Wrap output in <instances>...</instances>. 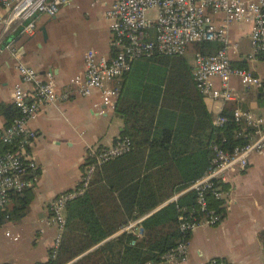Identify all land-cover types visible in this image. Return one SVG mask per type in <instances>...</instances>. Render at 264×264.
I'll return each mask as SVG.
<instances>
[{"label":"built area","instance_id":"built-area-1","mask_svg":"<svg viewBox=\"0 0 264 264\" xmlns=\"http://www.w3.org/2000/svg\"><path fill=\"white\" fill-rule=\"evenodd\" d=\"M71 0H0V54L13 49L14 34L26 38L35 36L37 27L34 18H54L60 9ZM105 20L110 34L111 55L104 56L90 49L84 55V71L69 81L73 94L87 98L94 92L101 97V113L113 110L120 95L118 87L108 83L118 81L131 70L132 64L155 54L184 57L191 45L218 43L221 48L215 54L195 53L193 56V77L200 94L221 103H232L236 92L231 80L237 79L244 89L263 90V82L250 72L232 65V56L238 55L239 46L231 43L228 32L235 24H251L250 47L254 57H264V0H104ZM99 0H95L94 7ZM155 9L157 18L149 21L147 11ZM6 39V44L3 43ZM16 71L23 84L32 87L27 94L16 86L12 94V105L19 116L5 127L0 126V146L8 150L0 155V212L10 205L12 194H19L33 187L36 163L29 148L37 135L29 122L46 105L67 101L72 94L60 92L53 76L47 74L41 79L30 66L21 62ZM232 117L246 129L237 136L248 140L244 146L227 152L219 146L212 147V158L203 176L188 188L175 195L169 203H176L179 196L193 192L196 196V213L185 217L181 210L178 220L182 237L186 239L196 229L220 224L222 216L214 210L208 195L215 201L223 197V185L230 175L244 171L253 154L264 150V116L235 108ZM228 119L219 114L213 116L212 125L220 128ZM132 149L128 139H117L109 147H90L83 159V171L79 183L70 191L56 196L48 204L49 223L55 225L58 234L52 245L55 257L65 227L66 205L85 195L97 169L105 163L128 154ZM48 223V225H49ZM141 219L130 222L121 229L134 238L132 245L143 237ZM20 240V235L5 226L0 228V240ZM188 241H180L161 257L163 264H187ZM196 264H226L222 259L199 261Z\"/></svg>","mask_w":264,"mask_h":264},{"label":"trees","instance_id":"trees-1","mask_svg":"<svg viewBox=\"0 0 264 264\" xmlns=\"http://www.w3.org/2000/svg\"><path fill=\"white\" fill-rule=\"evenodd\" d=\"M220 48L218 43H198L188 48L187 56L197 52L211 55ZM119 87L114 114L123 121V128L118 139H128L132 149L97 169L85 195L66 205L65 227L55 257L49 250L47 260L35 264L161 263L165 253L190 238L184 239L179 229L181 210L185 217L197 211L193 192L176 203L164 204L204 175L213 146L231 152L248 142L237 136L246 128L233 119V103L226 104L221 114L228 122L213 127V115L196 87L186 56L141 58ZM263 92L264 83L257 98L264 110ZM18 116L12 104L0 103L5 127ZM7 150L0 146V155ZM10 198L7 210L0 212V228L30 213L33 190ZM208 198L211 207L223 215L222 202ZM138 219L143 237L132 245V235L120 231ZM262 239L264 242V234Z\"/></svg>","mask_w":264,"mask_h":264},{"label":"crops","instance_id":"crops-1","mask_svg":"<svg viewBox=\"0 0 264 264\" xmlns=\"http://www.w3.org/2000/svg\"><path fill=\"white\" fill-rule=\"evenodd\" d=\"M71 3L72 1L62 8H66ZM76 9L80 8L76 6ZM34 20L37 27L34 37L26 38L18 34L9 37L14 40L13 49L18 54L17 59L11 51H4L0 54V103L12 104V94L16 86H21L27 94H31L32 87L23 84L16 71L18 62L32 67L41 79L51 74L60 92L70 91L72 93L67 101L42 107L39 114L29 122L31 129L37 135L29 148V153L36 163L35 180L31 188L34 199L30 205L29 214L33 213L35 201L40 198L41 202L37 205L36 215L43 214L40 222L43 223L45 230L55 228L54 236L45 242L46 256L40 261L45 262L47 253L52 249L54 239L58 234L56 226L49 223L48 204L59 194L76 187L82 175L83 159L88 149L96 146H111L122 131L123 121L116 127L111 126L112 118L117 116L114 114V109L101 113V97L98 92H94L87 98L73 94L69 81L72 77L83 73L86 51L79 61L72 62L71 67L56 62L52 64L53 56L50 52L43 50L39 39L42 36L40 29L45 28L47 22H42L41 16L35 17ZM250 32L251 24L231 26L228 32L229 41L239 46L238 55L232 56V65L250 72L264 83V76L248 66L252 60H264L263 56H253L250 47ZM3 43H7L6 39ZM101 55H111L110 44L107 52ZM185 56L188 57L187 54ZM239 62L242 67L236 66ZM189 65L193 73L194 64ZM121 79L108 83L107 86L120 89ZM237 81V79L231 80V87L236 92V100L232 103L236 108L264 116V110L257 102L259 91L255 92L256 97H254L249 93L250 89H244L241 86L244 89L242 91L236 84ZM206 99L207 97H204V102L213 116L222 114L225 105L229 104L210 99L213 103L208 105ZM91 117L99 121V124L92 123ZM0 126H4L1 117ZM77 150L78 152L74 153ZM180 192L175 195H179ZM171 199L164 205H167ZM221 202L223 218L220 224L213 227H200L191 233L188 240L187 264L212 259H222L226 264H264L262 239V234H264V150L250 157L244 171L229 176L228 182L223 185ZM11 223L7 227H10ZM46 236L47 234L42 229L36 230V240H44ZM35 263L38 262L33 264ZM10 264L23 263L12 262Z\"/></svg>","mask_w":264,"mask_h":264},{"label":"rangeland","instance_id":"rangeland-1","mask_svg":"<svg viewBox=\"0 0 264 264\" xmlns=\"http://www.w3.org/2000/svg\"><path fill=\"white\" fill-rule=\"evenodd\" d=\"M71 1L69 6L60 9L55 19L41 16V21L47 22L45 27L47 40L44 41L42 36L39 37L43 50L50 52L53 56L51 63L67 64L68 67H71L73 61H79L81 55L89 49L105 54L109 48L110 36L104 16L106 11L104 0H99L94 7L90 4L92 5L95 0ZM76 6L80 9H76ZM146 18L149 21H155L157 11L155 9L147 11ZM193 56L194 54L188 56L189 64H193ZM248 66L264 76V60H252ZM236 84L242 91L244 90L238 81ZM256 91V89H250L249 93L256 97ZM206 102L208 105L213 103L209 98ZM90 120L96 125L99 124V121L93 117ZM118 123H122V120L113 117L111 126L116 127ZM77 152L78 150L74 153ZM40 202L41 199L37 198L33 213L10 224L9 230L19 234L20 240L18 242L9 239L0 240V264L12 262L33 264L42 261L46 256L45 242L54 236L55 228L44 229L43 223L40 222L43 214L36 215L37 205ZM37 229H42L47 234L44 240H36Z\"/></svg>","mask_w":264,"mask_h":264},{"label":"water","instance_id":"water-1","mask_svg":"<svg viewBox=\"0 0 264 264\" xmlns=\"http://www.w3.org/2000/svg\"><path fill=\"white\" fill-rule=\"evenodd\" d=\"M40 32L42 33L43 39L46 40L47 39V34H46V30L44 27H42L40 29ZM262 95L264 96V92L262 93Z\"/></svg>","mask_w":264,"mask_h":264}]
</instances>
